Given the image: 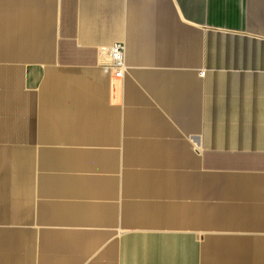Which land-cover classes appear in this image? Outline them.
<instances>
[{
  "label": "crops",
  "instance_id": "crops-1",
  "mask_svg": "<svg viewBox=\"0 0 264 264\" xmlns=\"http://www.w3.org/2000/svg\"><path fill=\"white\" fill-rule=\"evenodd\" d=\"M0 264H264V0H0Z\"/></svg>",
  "mask_w": 264,
  "mask_h": 264
},
{
  "label": "built area",
  "instance_id": "built-area-1",
  "mask_svg": "<svg viewBox=\"0 0 264 264\" xmlns=\"http://www.w3.org/2000/svg\"><path fill=\"white\" fill-rule=\"evenodd\" d=\"M125 51L126 46L124 43H115L108 49V53L113 60L112 69L116 78H122L127 68Z\"/></svg>",
  "mask_w": 264,
  "mask_h": 264
}]
</instances>
